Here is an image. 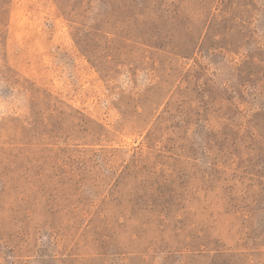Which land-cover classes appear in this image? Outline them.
<instances>
[{"label": "rangeland", "instance_id": "rangeland-1", "mask_svg": "<svg viewBox=\"0 0 264 264\" xmlns=\"http://www.w3.org/2000/svg\"><path fill=\"white\" fill-rule=\"evenodd\" d=\"M0 264H264V0H0Z\"/></svg>", "mask_w": 264, "mask_h": 264}]
</instances>
